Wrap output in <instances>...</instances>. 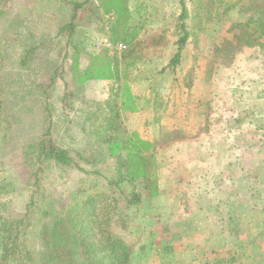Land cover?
Here are the masks:
<instances>
[{"label":"rangeland","instance_id":"obj_1","mask_svg":"<svg viewBox=\"0 0 264 264\" xmlns=\"http://www.w3.org/2000/svg\"><path fill=\"white\" fill-rule=\"evenodd\" d=\"M181 1L0 0V226L12 221L18 246L5 260L0 238V264H32L28 253L38 262L41 228L92 195L111 233L133 245L129 264L259 262L264 47L234 39L240 7L201 31L199 0H185L191 15L181 23L191 35L168 68ZM126 31L138 33L139 59L127 78ZM109 101L120 117L107 132ZM46 136L76 163L45 161ZM139 139L149 144L142 159L133 155ZM106 140L132 161L120 186L107 181L116 158Z\"/></svg>","mask_w":264,"mask_h":264},{"label":"trees","instance_id":"obj_2","mask_svg":"<svg viewBox=\"0 0 264 264\" xmlns=\"http://www.w3.org/2000/svg\"><path fill=\"white\" fill-rule=\"evenodd\" d=\"M199 0L194 2L193 19L195 26L203 31L202 24L212 20L224 19L232 10L240 7L241 13L245 14V19L232 24L230 31L234 32V39L245 47H264V0ZM181 14L179 21V38L177 41L178 51L171 60L168 68L176 67L182 57V52L186 48L190 38V30L185 23H181L190 18L191 12L188 9L185 0L181 1ZM63 31V29H61ZM125 42L127 43L125 56H130L131 61L125 60V76L131 69L136 68L139 59L134 54V42L138 41V33L125 32ZM228 45H231L228 44ZM227 45V46H228ZM136 49V47H135ZM33 51V50H32ZM223 53L226 52L224 49ZM118 61V59H117ZM118 67V66H117ZM109 108V115L101 125L103 131L114 130L119 111L110 101L106 103ZM102 132V131H101ZM99 132L98 136H106ZM109 151L111 156H115L116 164L114 172L108 177L110 186H120L128 179L124 173L125 165L131 167L132 161L125 163L119 155H116L118 148L116 142H109ZM39 154L47 162H52L60 167H71L75 159L67 149L56 146L51 139L42 138ZM138 159L141 148L149 146L146 140L139 139V143H132ZM142 146V147H141ZM129 149V148H128ZM132 149V151H134ZM131 151V148L129 149ZM82 160H86L78 154ZM79 169L81 166L76 164ZM132 172L131 169L129 173ZM141 175V174H139ZM130 203H137L136 197L131 195ZM98 201L93 195L88 196L79 204L67 207L61 215L56 216L51 224L44 225L38 233L40 251L37 254L38 262L28 253V260L32 264H129L133 254V245L129 244L122 236L111 233V220L101 218ZM12 221L3 220L0 226V238L6 243L5 260L17 254L18 246L11 238L9 230ZM23 257L20 258V261ZM19 259V258H18ZM37 259V258H36Z\"/></svg>","mask_w":264,"mask_h":264},{"label":"crops","instance_id":"obj_3","mask_svg":"<svg viewBox=\"0 0 264 264\" xmlns=\"http://www.w3.org/2000/svg\"><path fill=\"white\" fill-rule=\"evenodd\" d=\"M262 251V250H261ZM263 255H262V257L260 258V259H262V260H264V251H263V253H262ZM260 259H258V261L259 262H257L256 260H255V264H264V262H260Z\"/></svg>","mask_w":264,"mask_h":264}]
</instances>
